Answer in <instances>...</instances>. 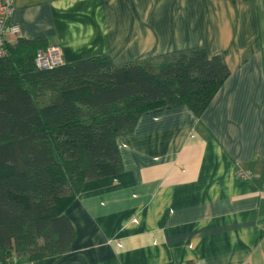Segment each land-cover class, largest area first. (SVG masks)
Listing matches in <instances>:
<instances>
[{"label": "crops", "instance_id": "1", "mask_svg": "<svg viewBox=\"0 0 264 264\" xmlns=\"http://www.w3.org/2000/svg\"><path fill=\"white\" fill-rule=\"evenodd\" d=\"M10 24L7 43L45 39L65 63L200 47L230 70L200 117L147 113L118 138L122 171L65 210L67 253L12 264H264V0H14Z\"/></svg>", "mask_w": 264, "mask_h": 264}, {"label": "trees", "instance_id": "2", "mask_svg": "<svg viewBox=\"0 0 264 264\" xmlns=\"http://www.w3.org/2000/svg\"><path fill=\"white\" fill-rule=\"evenodd\" d=\"M49 47L19 38L0 58V264L67 253L65 210L83 183L122 171L118 138L147 113L185 106L200 117L230 76L224 57L200 47L40 70Z\"/></svg>", "mask_w": 264, "mask_h": 264}, {"label": "built area", "instance_id": "3", "mask_svg": "<svg viewBox=\"0 0 264 264\" xmlns=\"http://www.w3.org/2000/svg\"><path fill=\"white\" fill-rule=\"evenodd\" d=\"M13 13L14 0H0V58L8 56L6 34L9 33L13 36L20 35L19 26L10 24ZM35 63L40 70H51L63 65L65 61L61 46L54 45L46 50L38 51ZM238 175L242 177L248 176L243 171H239Z\"/></svg>", "mask_w": 264, "mask_h": 264}]
</instances>
